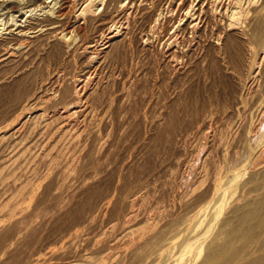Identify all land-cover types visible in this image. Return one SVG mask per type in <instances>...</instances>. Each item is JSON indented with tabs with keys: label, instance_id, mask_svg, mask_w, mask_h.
<instances>
[{
	"label": "bare ground",
	"instance_id": "6f19581e",
	"mask_svg": "<svg viewBox=\"0 0 264 264\" xmlns=\"http://www.w3.org/2000/svg\"><path fill=\"white\" fill-rule=\"evenodd\" d=\"M263 160L264 0H0V264H264Z\"/></svg>",
	"mask_w": 264,
	"mask_h": 264
},
{
	"label": "rangeland",
	"instance_id": "374dc122",
	"mask_svg": "<svg viewBox=\"0 0 264 264\" xmlns=\"http://www.w3.org/2000/svg\"><path fill=\"white\" fill-rule=\"evenodd\" d=\"M170 32V31H169ZM160 46L157 47V49H159ZM157 49L155 50V48H153V51H152V54H151V57L153 59H155L157 56L155 53V51H157ZM155 50V51H154ZM219 80L213 85V86H210V84H204L203 82H201L202 80H197V79H194L192 81V83H190L188 85L189 89L187 91V99L188 100H191V97L192 99H196L198 104H202L203 102L206 103V101L209 99V97L211 96V94H216L217 98L219 99H223V98H229V100H231L232 96L234 95V93L236 92V85L235 83L232 81V80H229L228 78H225V77H219L218 78ZM220 82V83H219ZM204 84V85H203ZM206 85V86H205ZM226 85V86H225ZM235 85V86H234ZM201 86V87H200ZM206 87V88H205ZM215 87V88H214ZM217 87H220V88H217ZM176 89V87H174ZM173 87H170L167 91L168 94H173V92L175 91ZM209 88V89H208ZM145 91L144 93L145 94H149V92L151 91V89L149 87H144L143 88ZM174 90V91H173ZM197 93V95H196ZM207 93H209L207 95ZM194 94V95H193ZM189 97V98H188ZM199 97V98H198ZM203 99V100H202ZM155 115H158V113H156ZM264 160H263V163H261L259 165V173H262L264 174ZM261 170H263L261 172ZM250 174V173H249ZM249 174L246 175L245 177V180L249 179ZM264 177V175H262ZM244 179L240 182V184H243L245 181ZM239 184V186H240ZM258 187V186H257ZM255 187V188H257ZM260 189L264 191V188L263 187H260ZM256 192L257 190L259 191V193H263V191L259 190V189H255ZM261 191V192H260ZM255 192V191H254ZM255 192V193H256ZM258 193V192H257ZM254 194V193H253ZM264 194V193H263ZM261 194L260 196L258 197H253V202L255 201V199L257 200L258 198L261 199L262 195ZM257 196V195H256ZM252 200H250L251 202ZM252 203V202H251ZM262 216H264V214L262 213L261 214ZM223 218V216H222ZM221 218V219H222Z\"/></svg>",
	"mask_w": 264,
	"mask_h": 264
}]
</instances>
